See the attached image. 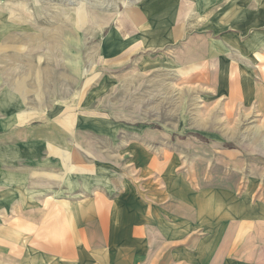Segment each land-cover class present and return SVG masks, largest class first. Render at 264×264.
Here are the masks:
<instances>
[{
    "label": "rangeland",
    "instance_id": "374dc122",
    "mask_svg": "<svg viewBox=\"0 0 264 264\" xmlns=\"http://www.w3.org/2000/svg\"><path fill=\"white\" fill-rule=\"evenodd\" d=\"M252 1L0 0V24L11 25L0 37L23 41L0 43V62L54 69L70 105L116 120L119 169L141 141L150 155L159 151L167 201L175 184L183 198L189 187L193 196H251L259 206L264 107L245 89L264 85V4L230 10ZM16 47L21 56L11 54Z\"/></svg>",
    "mask_w": 264,
    "mask_h": 264
},
{
    "label": "crops",
    "instance_id": "0c3cea01",
    "mask_svg": "<svg viewBox=\"0 0 264 264\" xmlns=\"http://www.w3.org/2000/svg\"><path fill=\"white\" fill-rule=\"evenodd\" d=\"M258 2L229 8L255 12ZM56 75L0 62V264H182V247L185 264H264V204L189 187L183 198L175 184L167 201L161 153L141 141L119 169L116 120L70 105ZM251 86L246 97L264 107V85Z\"/></svg>",
    "mask_w": 264,
    "mask_h": 264
}]
</instances>
